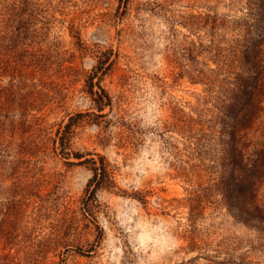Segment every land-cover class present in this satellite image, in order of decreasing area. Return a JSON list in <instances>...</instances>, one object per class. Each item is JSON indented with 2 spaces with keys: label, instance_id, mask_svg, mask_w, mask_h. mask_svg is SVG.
I'll return each instance as SVG.
<instances>
[{
  "label": "rangeland",
  "instance_id": "rangeland-1",
  "mask_svg": "<svg viewBox=\"0 0 264 264\" xmlns=\"http://www.w3.org/2000/svg\"><path fill=\"white\" fill-rule=\"evenodd\" d=\"M260 150L264 0H0V264H264Z\"/></svg>",
  "mask_w": 264,
  "mask_h": 264
},
{
  "label": "trees",
  "instance_id": "trees-1",
  "mask_svg": "<svg viewBox=\"0 0 264 264\" xmlns=\"http://www.w3.org/2000/svg\"><path fill=\"white\" fill-rule=\"evenodd\" d=\"M246 77V76H245ZM98 88L101 92V94H98V100L102 101V98L105 97L103 89L98 85ZM260 88L257 86V82H255L253 85H250V83L245 81V79L240 78V80H236L231 92L229 93V96L227 97L229 99L230 106L228 105V111L226 113L225 110H223L224 117H229L231 114L230 108L232 107V110L234 111V117H233V122L230 124L233 126V124L237 123L236 116H242L243 119L245 118L246 115H248V109H252L255 107V101H256V96L259 97L260 94ZM95 93V92H94ZM103 94V95H102ZM97 100V98H95ZM236 119V120H235ZM247 120V118H246ZM239 124V122H238ZM68 124L65 125L67 127ZM240 126V125H238ZM231 134V132H230ZM231 153V151H230ZM238 168V167H237ZM245 169V168H244ZM248 169L247 173H244L242 176H240L239 183L243 186L245 190V186L249 188L246 192L249 193V198L253 199L255 198V190L261 183L260 180L264 178V150H260L254 160L252 161V164ZM99 170V172H97ZM103 173V166L102 164L98 167L94 166L93 167V176L91 178V181L95 182L97 184L99 182V178L97 177V174L100 176ZM244 184V185H243ZM254 187V188H253ZM244 190H240L238 192L239 195ZM250 207V213H253L252 216L256 218V221L258 222H264V210L262 207H258V205H255L254 201H250L248 208ZM251 216V217H252ZM253 217V218H254ZM259 224V223H257Z\"/></svg>",
  "mask_w": 264,
  "mask_h": 264
}]
</instances>
